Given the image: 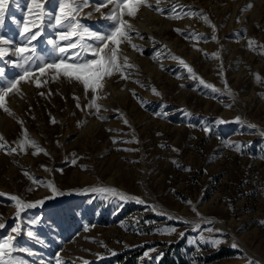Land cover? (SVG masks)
I'll return each instance as SVG.
<instances>
[{"label": "rangeland", "instance_id": "obj_1", "mask_svg": "<svg viewBox=\"0 0 264 264\" xmlns=\"http://www.w3.org/2000/svg\"><path fill=\"white\" fill-rule=\"evenodd\" d=\"M98 4L76 18L105 33L115 5ZM156 6L124 11L132 39L109 42L122 67L95 93L38 67L7 91L23 75L12 49L34 15L28 0H8L0 145L16 151L0 148V238L14 237L16 264H264V0H159L167 16ZM44 8L59 14L57 0ZM46 25L33 42L44 57L61 31ZM93 187L117 198L84 192ZM9 195L42 203L17 216Z\"/></svg>", "mask_w": 264, "mask_h": 264}, {"label": "snow or ice", "instance_id": "obj_2", "mask_svg": "<svg viewBox=\"0 0 264 264\" xmlns=\"http://www.w3.org/2000/svg\"><path fill=\"white\" fill-rule=\"evenodd\" d=\"M48 2L51 3L52 0H48ZM92 2L93 0H57V3L59 4V14H56L55 12L45 10L44 0H28V9L34 14L33 19H25L22 22V30L19 33L22 45L12 49L13 54L17 56L16 66L23 68L24 72L18 80L11 82V88L7 89V91L15 89L16 85L20 83V81H24L26 78H28L29 72L33 67H38L42 75L49 69L54 70L57 74L54 78H58L59 75L62 74L69 80L75 79L76 81L81 82L84 86L85 92L91 89L94 93L97 91V89L103 87L101 81L105 76L112 75L113 71L121 70L122 66L118 65L117 63V48H110L109 42L112 45L118 46L122 40H128L129 42L131 41L132 37L128 33L130 31H134V29H132V26L128 24L127 21L122 19L124 11L126 10L128 16L134 17L139 6L146 3V0H99L96 11H99L100 6H106L107 4L113 3L115 5L111 12L104 17L105 19L112 22L108 31L105 33H98L96 31L90 30L76 18V15L82 11L84 7L89 6ZM7 5L8 0H0V26L3 25L5 13L7 11ZM148 7L152 6L148 5ZM155 11L161 15H168L167 12L159 7V0H157ZM89 15H91V13H89ZM176 18L183 17L177 15ZM45 21H47L46 26L48 28L61 29V31L55 33V39L48 38L46 40V43L51 46L48 57L38 54L36 44L33 43L38 41V39L43 35ZM15 23L18 25L21 24L20 21H15ZM176 31L180 32L179 29H176ZM136 35L140 37L138 32ZM86 37L90 38L95 43H87ZM212 39L214 40L216 38L212 37ZM58 41L69 43L66 46H60ZM0 43L14 44V41L4 40L2 37H0ZM249 47H252L251 41L249 42ZM69 49H73L75 51L70 52ZM7 51L8 50L0 48V57L6 55ZM53 56H55V59H52ZM213 56L218 58V54H213ZM124 63L127 65V58H125ZM181 63L183 64V61H181ZM185 67L187 66L185 65ZM187 70L190 74H192V78L195 79V74L192 72V69L188 67ZM0 76H3V69H0ZM122 78L127 79L128 77L122 76ZM199 83L205 88L210 89L212 93L218 91L213 85L206 84L203 79H200ZM36 86L40 87L41 84L37 83ZM41 95H43V93H41ZM3 101L4 96H0V105L3 104ZM77 106L79 107V104ZM91 106L92 105H89V107ZM5 110L7 111V109ZM101 119L107 118L101 117ZM238 119L239 118H237V120ZM125 123H127L126 120ZM250 127L255 126L250 125ZM203 131L210 132L211 129L205 127ZM116 142L117 141L115 138H113V143ZM32 143L34 145L35 142ZM0 148L10 152L16 151L15 148H8L7 145H0ZM39 151L43 150L38 149L37 152L33 154L35 155ZM185 170L190 171V169ZM33 180L34 182H39L35 177H33ZM49 187H51V185H49ZM53 191H55L54 188ZM84 192L96 193L105 197H108L109 194H111L112 198H117L116 190L108 187L86 188ZM0 195L5 194L0 193ZM8 198L15 202L14 206L17 208V216H19L20 211L24 208L34 207L35 203H42V201L35 203H25L15 195H9ZM118 198L121 201L134 199L127 194H121ZM185 203L190 204L191 202L185 201ZM197 214L199 215V213ZM32 222L35 223V221ZM208 222L211 223V221ZM261 223H264V221ZM4 227V224H0V229H3ZM18 231L19 226L13 227L11 229V232ZM172 231H175V229L173 228ZM197 231L199 232L202 230L198 228ZM207 231L212 232L213 229L208 228ZM202 242L210 243L212 246H216V244L221 241L204 239ZM232 247L237 248L238 246L234 243ZM14 250V237L9 235L7 238H0V264H16V258L12 256V252ZM6 256L9 258L5 259Z\"/></svg>", "mask_w": 264, "mask_h": 264}]
</instances>
